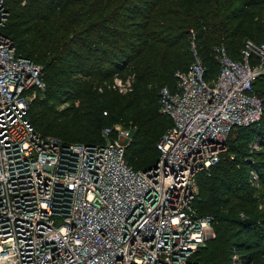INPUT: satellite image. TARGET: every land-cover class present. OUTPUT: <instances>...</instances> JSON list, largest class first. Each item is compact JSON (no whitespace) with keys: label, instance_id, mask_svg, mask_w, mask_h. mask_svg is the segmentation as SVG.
Listing matches in <instances>:
<instances>
[{"label":"built area","instance_id":"2783aa9c","mask_svg":"<svg viewBox=\"0 0 264 264\" xmlns=\"http://www.w3.org/2000/svg\"><path fill=\"white\" fill-rule=\"evenodd\" d=\"M8 15L0 0V264H200L191 257L214 231L194 206L196 177L209 175L234 129L259 121L253 85L264 76V43L246 40L238 59L213 46L214 75L192 43L188 68L157 92L158 112L172 122L158 158L135 170L124 158L132 127L107 126L98 144L34 130L29 91L45 90L43 68L3 34ZM132 82L116 73L111 88L130 92ZM260 178L248 174L254 187ZM230 263L243 264L237 255Z\"/></svg>","mask_w":264,"mask_h":264},{"label":"trees","instance_id":"16d2710c","mask_svg":"<svg viewBox=\"0 0 264 264\" xmlns=\"http://www.w3.org/2000/svg\"><path fill=\"white\" fill-rule=\"evenodd\" d=\"M6 6L3 34L17 54L43 68L45 93L28 109L34 130L98 144L103 128L132 127L124 158L135 170L158 158L155 144L172 122L159 114L157 92L188 68L192 43L211 75L218 70L213 46L238 59L246 40L264 43V0H6ZM116 73L133 76L126 96L111 88ZM253 88L262 101L259 121L234 129L228 151L209 175L196 177L194 206L213 217L215 233L195 253L201 264H231L232 255L264 264V76ZM254 141L257 151L248 147ZM251 170L261 176L259 187L248 182Z\"/></svg>","mask_w":264,"mask_h":264},{"label":"rangeland","instance_id":"374dc122","mask_svg":"<svg viewBox=\"0 0 264 264\" xmlns=\"http://www.w3.org/2000/svg\"><path fill=\"white\" fill-rule=\"evenodd\" d=\"M22 4H23V2H22ZM242 41H244V39L242 40ZM237 48H238V44H236L235 45ZM45 90H46V83H45ZM45 90L43 91V92H34V91H29V97H33L32 98V100L30 101V106H31V103H32V101L33 100H37V99H40V98H42L43 97V95H44V93H45ZM130 92H126V93H119L120 95H124V96H126V95H128ZM61 109H63V106L62 105H57L56 106V110L57 111H59V110H61ZM160 114V113H159ZM161 115V114H160ZM164 118H166L164 115H162ZM120 122V121H119ZM123 122V121H122ZM122 125V124H121ZM123 126V125H122ZM135 127L137 128V126H136V124H135ZM164 127H165V125L163 126V127H161L160 128V132H159V134L158 135H160V133H162V131H163V129H164ZM58 137V136H57ZM59 139H60V137H59ZM130 144V143H129ZM129 146L130 145H128L127 147H126V155L128 156L129 155V151H128V148H129ZM134 166L135 167H138L137 165H135L134 164ZM214 238H215V233H214V236L212 237H209V239L207 240V242H208V244H209V242L211 241V240H214ZM207 242H206V245H207ZM217 246H214V248H216ZM204 247H202V248H200L199 250H202ZM200 254V253H199ZM198 254V255H199ZM199 257V256H198ZM191 259H195V255L193 256V257H191ZM199 262V261H198ZM200 264H201V262H200Z\"/></svg>","mask_w":264,"mask_h":264}]
</instances>
